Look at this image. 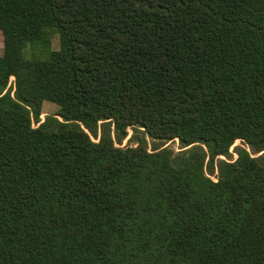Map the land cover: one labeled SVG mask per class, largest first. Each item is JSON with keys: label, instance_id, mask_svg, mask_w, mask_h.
<instances>
[{"label": "trees", "instance_id": "trees-1", "mask_svg": "<svg viewBox=\"0 0 264 264\" xmlns=\"http://www.w3.org/2000/svg\"><path fill=\"white\" fill-rule=\"evenodd\" d=\"M0 39V264H264V0H0Z\"/></svg>", "mask_w": 264, "mask_h": 264}, {"label": "rangeland", "instance_id": "rangeland-1", "mask_svg": "<svg viewBox=\"0 0 264 264\" xmlns=\"http://www.w3.org/2000/svg\"><path fill=\"white\" fill-rule=\"evenodd\" d=\"M55 48L56 49L58 48V40L57 39L55 40ZM3 52H4V44H3L2 39H0V55H2ZM57 112H58L57 106L50 104V103H46L44 105V115L42 116V119L44 120L48 114H56ZM126 144H127V142H126ZM237 145H240V141L237 143ZM170 147L175 149V150H178V148H179L178 141L171 143Z\"/></svg>", "mask_w": 264, "mask_h": 264}]
</instances>
